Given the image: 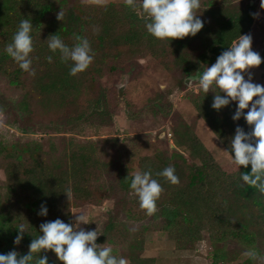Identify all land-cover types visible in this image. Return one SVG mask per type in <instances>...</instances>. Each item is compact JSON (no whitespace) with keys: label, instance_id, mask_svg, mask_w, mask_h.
<instances>
[{"label":"trees","instance_id":"1","mask_svg":"<svg viewBox=\"0 0 264 264\" xmlns=\"http://www.w3.org/2000/svg\"><path fill=\"white\" fill-rule=\"evenodd\" d=\"M200 2L196 15L204 23L202 30L195 36L162 41L147 32L144 13L139 7L136 12L125 4L88 6L74 3L66 6L62 0H0V74L7 77L10 86L25 92L21 109L29 99H36L42 111L50 113L68 109L74 113L72 106L84 93L89 94L92 76H100L101 66L108 58L124 56L136 59L149 55L165 69L182 77L178 81L181 88L185 87L186 79L198 82L203 73L202 66L214 64L240 35L252 36V50L260 48L264 61V9L260 7L259 15L254 16L256 7L249 3H231L230 0ZM61 10L64 17L59 21L57 14ZM23 19L33 24L34 51L30 57L35 75L23 71L5 51ZM55 34L69 47L77 42L76 36L88 39L94 59L86 71L75 76L69 74L72 62H63L59 51L53 53L48 48L47 39ZM48 56L52 57L51 63ZM95 58L99 60L96 62ZM261 66L264 67V62ZM214 96L198 90L190 100L199 117L226 151H230L236 128L239 126L246 133L252 128L243 116L237 121L232 119L238 107L233 101L220 110L213 109ZM90 103L93 111L101 101L97 98ZM9 108L6 111L0 107V112L11 113ZM86 118L84 112L74 117L70 115L65 127L69 129L79 120L85 123ZM20 132L26 134L29 130L22 125ZM171 132L173 150L158 152L152 159H143L142 162L146 160L149 165L141 172L150 171L163 188L153 217L161 219L176 247L191 249L202 240L204 230L226 222L261 230L260 236L264 237V195L244 184L240 177V172H251V165L239 169L232 163L229 171L224 172L185 122L177 121ZM94 159L91 145L69 144L61 155L53 157L45 154L38 142L29 141L18 148L14 160L1 164L11 210L4 214L0 212V254H7L18 247L14 240L18 235L17 226L21 223L27 227L22 239L27 252L22 255L28 253L32 239L42 235V223L57 218L70 223L71 207L93 198L87 178L94 168ZM188 160L192 161V168H189ZM170 165L175 168L179 184H171L166 178L156 175ZM131 179L128 172L119 175L118 189L135 194L130 188ZM69 188L72 191L70 200L65 194ZM19 195L24 198L21 206L16 203ZM42 205L48 209L47 216L38 214ZM109 230L107 227L100 240L106 239ZM45 252L40 255L44 256ZM126 260L128 264H156L153 258L132 255L126 256Z\"/></svg>","mask_w":264,"mask_h":264},{"label":"rangeland","instance_id":"2","mask_svg":"<svg viewBox=\"0 0 264 264\" xmlns=\"http://www.w3.org/2000/svg\"><path fill=\"white\" fill-rule=\"evenodd\" d=\"M62 1L67 3L66 6L74 3L88 6L125 4L124 0H105L104 4H97L95 0L88 3H82V0ZM230 2L254 5L259 15L261 0ZM253 49L261 53L260 48ZM98 60L95 58L96 62ZM207 67L210 66H202V70ZM100 72L99 77L92 76L89 94L84 93L72 106L74 113L68 109L50 113L42 111L36 99H29L21 109L25 92L10 86L7 77L0 74V107L7 111L13 104L9 108L11 113L0 112V212L4 214L11 210L1 164L14 160L19 147L36 141L45 154L57 157L68 149L69 144L91 145L95 164L88 175L87 186L93 198L71 207L70 223L75 222L78 213H83L90 223L81 227L86 231L97 229L101 235L96 243L111 247L114 256L124 259L130 255L153 258L156 264H264L261 230L226 222L222 226L204 230L202 240L191 249L180 250L169 239L160 218L147 215L140 208L135 194L123 193L118 189L119 175L141 171L149 165L146 160L142 162L143 159H152L158 152L173 150L171 131L179 120L188 125L217 167L224 172L229 171L232 164L230 154L225 152L224 146L191 103V95L199 90L198 82L192 81L191 87L187 83L184 88L179 87L178 81L182 77L175 71L165 69L149 55L136 59L124 56L108 58ZM249 73L253 83L263 86V66L243 73L246 80ZM208 93L216 94L213 91ZM220 95L225 94L221 92ZM97 98L101 103L92 111L90 101L95 102ZM233 102L238 105L237 101ZM80 112L87 115L86 122L76 121L70 130L67 129L65 122L68 117ZM22 125L27 127L28 133L20 132ZM188 162L189 168H192V161ZM16 203L21 206L24 198L19 195ZM107 227L110 230L106 233V239L100 240ZM249 249L257 251L255 260L243 257L242 254ZM12 250L22 255L27 252L26 243L21 240L18 247ZM44 256H47L48 264H62L50 250Z\"/></svg>","mask_w":264,"mask_h":264},{"label":"clouds","instance_id":"3","mask_svg":"<svg viewBox=\"0 0 264 264\" xmlns=\"http://www.w3.org/2000/svg\"><path fill=\"white\" fill-rule=\"evenodd\" d=\"M88 2L89 0H82V3ZM95 2L104 4L105 0ZM124 3L133 10L140 8L144 13L147 32L162 41L195 36L204 27L203 21L196 15V10L200 8V0H124ZM260 7L264 9V0H261ZM63 17L64 13L61 10L57 14V20L62 21ZM32 28V22L23 19L5 51L23 71L35 75L30 57L34 51ZM75 40L77 42L74 46L69 47L56 34L50 35L47 39L48 48L53 53L59 51L63 62H72L69 73L72 76L86 71L94 59L88 39L76 36ZM252 41L250 34L240 35L238 40L223 51L216 62L199 76L198 88L205 94L209 91L216 93L212 104L215 110H220L232 101L238 102L232 119L237 121L243 116L252 130L246 133L238 126L231 139L230 151L225 152L231 153L232 163L239 169L241 166L247 168L251 165V172L247 174L240 172V177L244 184L264 195V86L253 83L250 73L247 80L243 75L264 62L260 54L252 50ZM47 60L51 63L52 57L48 56ZM186 83L189 87L192 86L190 78ZM221 92L225 95L221 96ZM245 109H248L246 114ZM156 175L166 178L174 185L180 182L174 166L171 165ZM130 188L138 197L140 208L147 215L157 212V201L163 188L158 180L152 177L150 171L132 173ZM65 194L70 200L71 189H67ZM38 214L47 216V207L42 205ZM88 223L90 222L83 213L75 216L74 223H65L59 218L42 223L40 225L42 235L32 239L26 255H20L15 250L0 254V264H48L47 256H41L40 253L49 250L55 253L62 264H128L123 257L114 256L111 247L96 243L101 233L97 229L86 231L81 227L82 224ZM17 229L18 235L14 243L19 245L24 233L27 232V227L21 223ZM242 255L253 260L258 257L255 249H249Z\"/></svg>","mask_w":264,"mask_h":264}]
</instances>
